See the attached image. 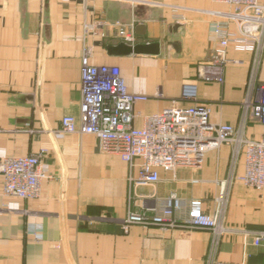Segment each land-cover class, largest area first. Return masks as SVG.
<instances>
[{"label":"crops","instance_id":"crops-1","mask_svg":"<svg viewBox=\"0 0 264 264\" xmlns=\"http://www.w3.org/2000/svg\"><path fill=\"white\" fill-rule=\"evenodd\" d=\"M176 9L183 20L173 18ZM232 9L213 0H0V158L45 150L51 174L40 196L27 200L4 195L0 177V264H206L209 232L139 224L124 231L122 220L128 209L160 211L172 193L180 204L174 218H185L193 199L211 211L220 182L244 171L241 157L232 166L230 145L208 150L198 167L159 170L155 185L130 189L127 164L117 154L100 151L91 134L59 128L63 116L79 119L81 55L88 45L92 64L118 66L128 90L147 96L134 106L135 126L173 100L191 105L180 93L184 82L194 81L195 103L210 108L212 123L243 122V134L259 138L264 124L246 115L245 101L264 84V48L255 62L253 52L229 47L235 62L225 66L221 84L196 72L210 58L217 12ZM94 21L104 22V37L84 32ZM115 22H134L136 44L158 43V53L110 54L108 47L121 42ZM225 224L264 230V190L234 180ZM216 258L264 264V241L256 246L252 236L224 235Z\"/></svg>","mask_w":264,"mask_h":264},{"label":"built area","instance_id":"built-area-1","mask_svg":"<svg viewBox=\"0 0 264 264\" xmlns=\"http://www.w3.org/2000/svg\"><path fill=\"white\" fill-rule=\"evenodd\" d=\"M228 4L232 10L217 12L220 18L211 29V55L197 65L199 79L207 82H223L224 68L235 62L228 58L227 50L251 51L257 61L264 48V1L262 0H213ZM173 18L183 20L182 13L174 10ZM104 22L94 21L83 25L85 33L105 36L101 30ZM121 42L134 46L136 35L134 22H115ZM91 48L84 45L81 55V103L79 119L66 115L61 118L59 131L66 134H91L97 140L100 151L117 154L127 164L129 188L153 186L160 180L159 170L174 174L178 168H195L202 164L208 150L221 144L231 146V163L235 165L242 158L244 171L241 175L232 173L220 182L218 194L213 198V209L206 211L200 199L190 200L187 215L183 219L174 218L180 209L175 194L148 214L145 210L128 209L122 220V229L127 231L132 224L157 226L161 229L186 228L204 230L211 234L210 248L206 264H244L225 262L216 258L219 242L224 235L241 234L252 236L253 244L264 241V230L233 228L225 224V212L229 187L234 180L255 190H264V134L257 139L243 134L242 122L238 127L225 123H212L209 120L210 108L198 105L197 85L194 81L184 82L180 99L191 101L188 106H180L175 100L159 112L142 117V125L135 126L139 116L134 111L138 102L147 96L128 90L118 66L92 64ZM247 116L264 124V84L255 96L245 101ZM246 119V118H245ZM46 151L21 156L0 158L2 192L6 196L20 199H34L41 194V183L51 178L47 165L42 159ZM197 180H194L196 182ZM35 238L41 234L37 228H30Z\"/></svg>","mask_w":264,"mask_h":264},{"label":"water","instance_id":"water-1","mask_svg":"<svg viewBox=\"0 0 264 264\" xmlns=\"http://www.w3.org/2000/svg\"><path fill=\"white\" fill-rule=\"evenodd\" d=\"M159 49L158 43H145V44H135L134 46L127 45L123 42L115 44L108 47V52L110 54L117 55H127V54H157Z\"/></svg>","mask_w":264,"mask_h":264}]
</instances>
